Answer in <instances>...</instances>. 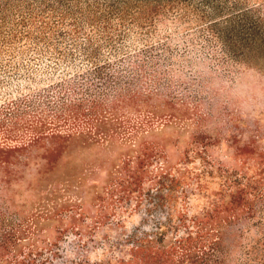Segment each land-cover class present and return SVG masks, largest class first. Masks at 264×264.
Instances as JSON below:
<instances>
[{
    "label": "rangeland",
    "instance_id": "374dc122",
    "mask_svg": "<svg viewBox=\"0 0 264 264\" xmlns=\"http://www.w3.org/2000/svg\"><path fill=\"white\" fill-rule=\"evenodd\" d=\"M0 264H264V0H0Z\"/></svg>",
    "mask_w": 264,
    "mask_h": 264
}]
</instances>
